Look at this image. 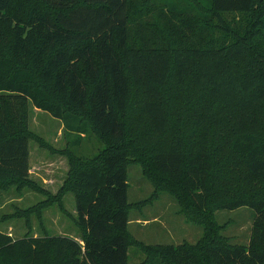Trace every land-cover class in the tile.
Returning a JSON list of instances; mask_svg holds the SVG:
<instances>
[{"label": "trees", "instance_id": "trees-1", "mask_svg": "<svg viewBox=\"0 0 264 264\" xmlns=\"http://www.w3.org/2000/svg\"><path fill=\"white\" fill-rule=\"evenodd\" d=\"M134 7L145 21L163 20L158 47L132 26ZM195 15L206 36L179 50L172 40L189 44L193 31H174L172 18ZM189 80L203 97L166 111L167 87ZM135 90L143 102L132 119ZM30 104L66 131L94 132L104 147L91 159L72 155L59 192L75 195L81 241L48 232L15 239L0 230V264H129L134 162L156 191L181 206L185 197L199 217L215 200L255 211L246 245L213 237L208 215L192 220L205 228L197 244L137 240L150 264H264V0H0V189L32 182ZM229 177L236 180L228 193ZM242 180L246 196L237 195Z\"/></svg>", "mask_w": 264, "mask_h": 264}, {"label": "rangeland", "instance_id": "rangeland-1", "mask_svg": "<svg viewBox=\"0 0 264 264\" xmlns=\"http://www.w3.org/2000/svg\"><path fill=\"white\" fill-rule=\"evenodd\" d=\"M140 4H143L142 1ZM129 17L132 26L144 29L140 37L145 35L147 40L153 38L151 46L160 45L157 41L159 34L155 32H158L163 20L157 14L148 15L145 21L144 18L138 16L134 7L129 10ZM172 20L174 31H178L181 26H188L193 31L188 41L189 44L177 39L172 40L179 50H185L189 45H196L197 40L206 36L204 32L206 23L200 15L176 17ZM136 41H139V36ZM37 85L46 87L41 81H37ZM175 93H177V98H175ZM203 95L204 92L199 91L189 80L181 85L170 83L161 101L166 111L170 112L175 105L182 106L184 109L188 108ZM131 98L130 114L133 119L135 112L140 110L143 95L135 90L131 93ZM29 129L33 134V139L30 141V180L32 182L22 184L21 189L10 186L5 191L0 190V230H7L20 238L27 235L40 236L45 232L53 236L80 237L79 229L73 218L76 212L75 195L65 192L59 194L62 189L60 186H64L68 180L72 155L85 160L91 159L104 147V143L97 138L94 132L77 134L66 131L61 120L32 104L29 109ZM224 138L219 137L217 143L224 146ZM156 145L157 139L155 138L150 148H155ZM218 149L217 156L222 160L226 159L227 151ZM128 167L129 201L133 205L131 213L133 222L130 224L133 240L129 250V264H150L147 252L141 249L137 240L151 245L197 244L202 239L205 228L192 221L199 215L196 211L188 212L185 209V197L182 196L183 206H181L175 195L166 190L156 191L153 181L144 174V167L141 164L134 162ZM234 180L236 178L229 177L226 181L224 185L226 192L229 193ZM236 186L237 195H245V192L241 194V191L247 189L245 182L242 180ZM219 191L222 197L224 191L223 189ZM59 203L66 210V214L63 213ZM32 208H38L40 219L37 212L30 214ZM199 214L201 218L208 215L209 220L212 221L209 228L214 229L213 237L222 236L234 244L246 245L250 242L255 216L253 209L241 207L228 210L221 207L220 200H215L205 212ZM137 220H141L142 224H138Z\"/></svg>", "mask_w": 264, "mask_h": 264}, {"label": "crops", "instance_id": "crops-1", "mask_svg": "<svg viewBox=\"0 0 264 264\" xmlns=\"http://www.w3.org/2000/svg\"><path fill=\"white\" fill-rule=\"evenodd\" d=\"M63 187V185L62 186H60V189ZM16 188V187H15ZM0 190H2V191H5V190H7V189H0ZM51 191V190H50ZM52 192V191H51ZM74 194V193H73ZM32 209H34V208H32ZM133 211V210H132ZM132 211H131V213H132ZM64 214H66L67 212L66 211H64L63 212ZM131 213H130V220H129V225H128V229L130 230V224L133 222V220L131 219ZM33 215V214H32ZM74 216H73V218L75 219L77 216H78V213H77V210H76V212H75V214H73ZM2 218H4V217H2ZM137 222H138V224H142V221L141 220H137ZM146 224H148V223H146ZM146 224H143V225H146ZM2 231H5V232H7V230H2ZM131 231V230H130ZM7 233H9L10 235H12L15 239H20V237H16V236H14L11 232H7ZM36 236H39V235H36ZM71 237H73V236H71ZM22 238V237H21ZM73 238H75V239H77L78 241H81L80 240V237L79 236H74Z\"/></svg>", "mask_w": 264, "mask_h": 264}]
</instances>
